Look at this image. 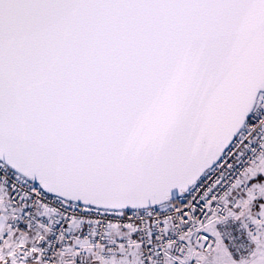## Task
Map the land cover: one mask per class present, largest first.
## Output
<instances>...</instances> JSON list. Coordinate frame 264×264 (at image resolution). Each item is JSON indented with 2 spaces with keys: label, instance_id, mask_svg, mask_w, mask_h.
Masks as SVG:
<instances>
[{
  "label": "snow or ice",
  "instance_id": "snow-or-ice-1",
  "mask_svg": "<svg viewBox=\"0 0 264 264\" xmlns=\"http://www.w3.org/2000/svg\"><path fill=\"white\" fill-rule=\"evenodd\" d=\"M0 264H264V0H0Z\"/></svg>",
  "mask_w": 264,
  "mask_h": 264
}]
</instances>
